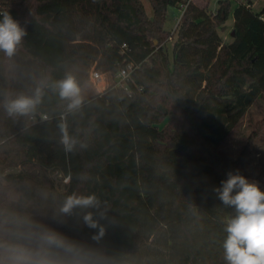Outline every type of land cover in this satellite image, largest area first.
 Listing matches in <instances>:
<instances>
[{
  "label": "trees",
  "instance_id": "16d2710c",
  "mask_svg": "<svg viewBox=\"0 0 264 264\" xmlns=\"http://www.w3.org/2000/svg\"><path fill=\"white\" fill-rule=\"evenodd\" d=\"M210 1L149 0V16L142 0H0V19L8 12L26 31L12 58L0 54V196L12 191L50 215L66 195L96 194L114 221H102L98 245L110 264H225L223 221L235 210L214 189L238 170L264 191L242 169L250 143L235 160L220 151L264 99V5ZM182 4L171 31L169 8ZM21 52L43 67L41 81L71 72L83 87L93 68L114 80L76 114L46 87L36 113L11 118L7 133L3 95H16ZM129 66L126 90L116 74ZM62 123L84 147L64 150ZM60 230L89 243L94 232L72 220Z\"/></svg>",
  "mask_w": 264,
  "mask_h": 264
},
{
  "label": "clouds",
  "instance_id": "9594fccd",
  "mask_svg": "<svg viewBox=\"0 0 264 264\" xmlns=\"http://www.w3.org/2000/svg\"><path fill=\"white\" fill-rule=\"evenodd\" d=\"M25 35L19 22L4 12L0 19V52L12 58ZM46 87L65 102L67 114H76L82 109L85 103L82 87L71 72L51 83L41 81L31 95L5 93L2 106L11 117L32 116L42 102ZM60 130L66 152H73L78 145L84 147L69 134L66 124L62 123ZM214 191L225 206L235 210L234 215L223 221L225 264H264V191L238 170L229 171L227 179ZM0 199L3 200L0 203V264H110L98 245L107 233V224L102 221L109 224L114 221L108 216L106 202L96 194L66 195L50 215L34 210L31 202L22 201L12 191L3 192ZM48 199L49 194L42 192L41 200ZM70 220L94 230L91 243L60 230Z\"/></svg>",
  "mask_w": 264,
  "mask_h": 264
},
{
  "label": "rangeland",
  "instance_id": "374dc122",
  "mask_svg": "<svg viewBox=\"0 0 264 264\" xmlns=\"http://www.w3.org/2000/svg\"><path fill=\"white\" fill-rule=\"evenodd\" d=\"M200 3H203L204 0H196ZM146 12L149 16L153 15V9L149 2V0H142ZM219 0H211L210 1V9L215 10L218 7ZM236 4L235 0H232V8ZM264 5V0H259L255 4V10H260ZM181 15V9L175 6L170 7L168 11V19L166 21V28L173 31V29L177 25V20ZM234 23L232 10L229 13V17L226 21L227 29L222 33L223 39L225 41H230L231 36L230 33L232 31V26ZM174 38L169 40V53L172 56V46H173ZM2 52H0L1 54ZM20 56V64H19V78L16 82L15 93L21 94L24 93L26 95H31L35 88L39 85L42 80L44 70L43 67L32 61L28 62V56L19 53ZM2 63V56L0 55V66ZM0 95L3 92V74L0 68ZM114 79L110 77L109 73H103L102 78L95 82L93 80H89L85 86L82 87V94L84 98L96 93L101 92L107 87ZM101 87V91H97V88ZM13 118L6 113V128L5 131L7 133L10 132L9 125L11 123L10 119ZM21 120L19 124L22 123L23 117H19ZM13 122V119H12ZM263 123V124H262ZM17 124L19 127L20 125ZM164 122L161 123L164 126ZM17 127V128H18ZM257 130V132H255ZM249 152L244 158L243 171L246 175L251 177H262L264 180V99H260L257 103L253 104L245 116L240 121L237 128L232 132L229 138L220 145V151L231 158L232 160L237 159L240 155L244 153L245 147L249 144ZM63 182H65V178H61ZM68 181V180H67ZM124 207V205H122Z\"/></svg>",
  "mask_w": 264,
  "mask_h": 264
},
{
  "label": "built area",
  "instance_id": "2783aa9c",
  "mask_svg": "<svg viewBox=\"0 0 264 264\" xmlns=\"http://www.w3.org/2000/svg\"><path fill=\"white\" fill-rule=\"evenodd\" d=\"M259 0H239V2H243L244 4H246L248 7H252L255 8V4L256 2H258ZM187 7V4H182L180 9H181V15L177 20V24L180 21V18L182 16V14L184 13L185 9ZM260 18L264 21V13H262L260 15ZM133 67L129 66L127 68H122L117 74H116V86H119L121 88H124L126 90H128V85H127V80L130 77L131 71H132ZM102 78V73L99 70L96 69H92L90 72V79L97 82ZM43 117H46L45 115ZM31 121H35V118H31ZM65 180H68V176L64 177Z\"/></svg>",
  "mask_w": 264,
  "mask_h": 264
},
{
  "label": "water",
  "instance_id": "95a60500",
  "mask_svg": "<svg viewBox=\"0 0 264 264\" xmlns=\"http://www.w3.org/2000/svg\"><path fill=\"white\" fill-rule=\"evenodd\" d=\"M232 34H233V32H232ZM17 171H18L17 168H15L14 170H9L8 172H9V173H10V172H11V173H13V172L15 173V172H17Z\"/></svg>",
  "mask_w": 264,
  "mask_h": 264
}]
</instances>
